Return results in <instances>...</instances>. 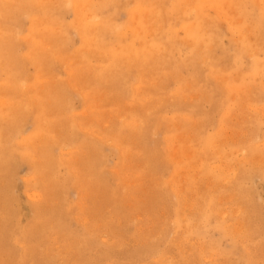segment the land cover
Instances as JSON below:
<instances>
[{
  "label": "rangeland",
  "instance_id": "rangeland-1",
  "mask_svg": "<svg viewBox=\"0 0 264 264\" xmlns=\"http://www.w3.org/2000/svg\"><path fill=\"white\" fill-rule=\"evenodd\" d=\"M0 11V264H264V0Z\"/></svg>",
  "mask_w": 264,
  "mask_h": 264
},
{
  "label": "bare ground",
  "instance_id": "bare-ground-1",
  "mask_svg": "<svg viewBox=\"0 0 264 264\" xmlns=\"http://www.w3.org/2000/svg\"><path fill=\"white\" fill-rule=\"evenodd\" d=\"M7 9V8H6ZM1 12V11H0ZM228 13V12H227ZM3 16V15H2ZM107 22V21H106ZM76 24V23H75ZM187 27V26H186ZM55 30V29H54ZM82 30V29H81ZM157 38V37H156ZM177 39V38H176ZM250 41V40H249ZM142 42V41H141ZM187 45V44H186ZM35 51V50H34ZM36 52V51H35ZM139 52V51H138ZM149 52V51H148ZM138 56V55H137ZM136 56V57H137ZM8 65V64H7ZM5 70V69H4ZM39 73V72H38ZM224 79V78H223ZM78 80V79H77ZM10 85V84H9ZM146 85V84H145ZM106 91V90H105ZM199 95V94H198ZM188 98V97H187ZM179 99V98H178ZM108 102V101H107ZM39 107V106H38ZM37 111V110H36ZM40 122V121H39ZM109 122V121H108ZM13 123V122H12ZM8 125V124H7ZM63 125V124H62ZM60 126V125H59ZM180 128V127H179ZM178 136V135H177ZM22 148V147H21ZM172 150V149H171ZM169 154V153H168ZM173 155V154H172ZM82 159V158H81ZM86 159V158H85ZM91 159V158H90ZM88 161V160H87ZM44 162H46L45 160H44ZM47 163V162H46ZM50 164V163H49ZM87 164V163H86ZM52 165V164H51ZM76 165V164H75ZM138 165V164H137ZM50 169V168H49ZM182 173V172H181ZM86 174V173H85ZM175 178V177H174ZM236 178V177H235ZM82 180V179H81ZM28 181V180H27ZM173 183V182H172ZM184 184V183H183ZM223 184V183H222ZM1 187V186H0ZM60 191V190H59ZM211 191H212V189H211ZM209 192V191H208ZM153 194V193H152ZM39 195V194H38ZM229 195V194H228ZM85 196V195H84ZM232 197V196H231ZM3 198V197H2ZM227 200V199H226ZM221 204V203H220ZM238 206V205H237ZM4 208V207H3ZM193 208V207H192ZM237 208V207H236ZM235 208V209H236ZM233 210V209H232ZM237 211V210H236ZM239 211V210H238ZM183 212V211H182ZM5 216V215H4ZM1 217V216H0ZM238 217V216H237ZM51 220V219H50ZM243 220V219H242ZM15 222V221H14ZM80 223V222H79ZM237 224V223H236ZM242 232H243V230H242ZM30 251V250H29ZM31 252V251H30ZM47 253V252H46ZM66 253V252H65Z\"/></svg>",
  "mask_w": 264,
  "mask_h": 264
}]
</instances>
